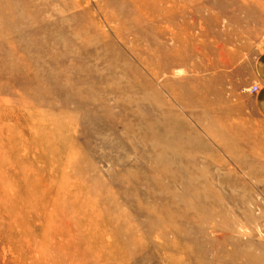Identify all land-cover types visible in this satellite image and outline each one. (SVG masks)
I'll use <instances>...</instances> for the list:
<instances>
[{
    "label": "rangeland",
    "instance_id": "1",
    "mask_svg": "<svg viewBox=\"0 0 264 264\" xmlns=\"http://www.w3.org/2000/svg\"><path fill=\"white\" fill-rule=\"evenodd\" d=\"M0 174V264H264V0H0Z\"/></svg>",
    "mask_w": 264,
    "mask_h": 264
},
{
    "label": "bare ground",
    "instance_id": "2",
    "mask_svg": "<svg viewBox=\"0 0 264 264\" xmlns=\"http://www.w3.org/2000/svg\"><path fill=\"white\" fill-rule=\"evenodd\" d=\"M137 2V1H136ZM139 3V2H138ZM142 40V39H141ZM11 60V59H10ZM159 102V101H158ZM161 103V102H160ZM61 116V115H60ZM37 124V123H36ZM30 126V125H29ZM28 126V127H29ZM37 127V126H36ZM30 128V127H29ZM28 128V129H29ZM45 128V127H44ZM38 129V128H37ZM34 130V129H33ZM42 131V130H41ZM45 130H43V133L45 134V132H44ZM40 133V132H39ZM34 135V134H33ZM42 135V134H41ZM5 136V135H4ZM7 137L8 136H6V139H7ZM42 138H43V136H42ZM39 139V138H38ZM41 139V138H40ZM3 140V139H2ZM42 140H44V139H42ZM19 141V140H18ZM17 141V142H18ZM39 141V140H38ZM4 142V141H3ZM29 144V143H28ZM45 144H46V142H45ZM44 144V145H45ZM23 145V144H22ZM157 145V144H156ZM21 146V145H20ZM157 147V146H156ZM2 148V147H1ZM15 148V147H14ZM18 148V147H17ZM22 148V147H21ZM31 148H33L32 146H31ZM45 148V147H44ZM47 148V147H46ZM12 148H10V150H11ZM23 149V148H22ZM21 149V150H22ZM8 152V151H7ZM21 153H23L22 151H21ZM21 153H20V155H21ZM48 153V152H47ZM19 154V153H18ZM34 154V153H33ZM5 155H7L6 153H5ZM47 155V154H46ZM10 157V156H9ZM20 157V156H19ZM17 158V157H16ZM16 158H15V160H16ZM37 158H38V156H37ZM17 159H20V158H17ZM20 160H22V159H20ZM17 161V160H16ZM13 164V163H12ZM40 164V163H39ZM8 165V164H7ZM28 165V164H27ZM27 167V166H26ZM23 168V167H22ZM30 168V167H29ZM43 168V167H42ZM25 169V168H24ZM27 169V168H26ZM31 169V168H30ZM29 169V170H30ZM66 170V169H65ZM15 172V171H14ZM6 173V172H5ZM16 174V173H15ZM17 174H19V173H17ZM16 174V175H17ZM1 175V174H0ZM67 175V174H66ZM5 176V175H4ZM46 176V175H45ZM55 176V175H54ZM64 176V175H63ZM72 176V175H71ZM70 176V177H71ZM168 176V175H167ZM72 177H75V176H72ZM58 178H59V176H58ZM135 178V177H134ZM9 179V178H8ZM72 179H74V178H72ZM10 180H12V179H10ZM5 181V180H4ZM7 181V180H6ZM76 181V180H75ZM77 181H79V180H77ZM53 182V181H52ZM22 183V182H21ZM44 183V182H43ZM63 183V182H62ZM81 183V182H80ZM11 184H12V181H11ZM49 184H51V183H49ZM13 185V184H12ZM15 185V184H14ZM26 185V184H25ZM3 186H4V184H3ZM21 186H24V185H21ZM83 186V185H82ZM62 187V186H61ZM80 187V186H79ZM19 188V187H18ZM24 188V187H23ZM37 188H39V187H37ZM4 189V188H3ZM21 190V189H20ZM59 190H60V187H59ZM12 191V190H11ZM35 191V190H34ZM57 191V190H56ZM36 192V191H35ZM63 192V191H62ZM30 193V192H29ZM56 193V192H55ZM60 193V192H59ZM20 194V193H19ZM72 194V193H71ZM87 194V193H86ZM1 195H2V192H1V194H0V197H1ZM16 195H17V193H16ZM14 196V195H13ZM71 196V195H70ZM16 197V196H15ZM21 197V196H20ZM86 197V196H85ZM17 198V197H16ZM19 198V197H18ZM36 198V197H35ZM40 198V197H39ZM49 198V197H48ZM47 198V199H48ZM55 198V197H54ZM65 198V197H64ZM0 199H2V197L0 198ZM21 199V198H20ZM23 199V198H22ZM25 199V198H24ZM66 199V198H65ZM84 199V198H83ZM62 200H64V199H62ZM90 200H91V198H90ZM15 201H16V199H15ZM26 201H28L27 199H26ZM49 201V200H48ZM5 202V201H4ZM7 202V201H6ZM5 202V203H6ZM28 202H30V201H28ZM46 202V201H45ZM18 203V202H17ZM2 204V203H1ZM28 204H30V203H28ZM3 205V204H2ZM6 205V204H5ZM47 205V204H46ZM21 207V206H20ZM28 207H29V205H28ZM31 207V206H30ZM58 207V206H57ZM10 208V207H9ZM32 208V207H31ZM50 208V207H49ZM95 208V207H94ZM2 209V208H1ZM28 209H30V208H28ZM27 209V210H28ZM3 210V209H2ZM12 210V209H11ZM1 211V210H0ZM13 211V210H12ZM50 211V210H49ZM8 212V211H7ZM18 212H20V211H18ZM11 213V212H10ZM54 213V212H53ZM20 214H22L21 212H20ZM47 214V213H46ZM22 215H24V214H22ZM13 216V215H12ZM25 216V215H24ZM24 216H22V217H24ZM77 216H78V214H77ZM81 216V215H80ZM15 217H16V215H15ZM58 217V216H57ZM48 218H49V216H48ZM65 218V217H64ZM28 219V218H27ZM5 220V219H4ZM13 219L11 218V221H12ZM26 220V219H25ZM33 220V219H32ZM73 220V219H72ZM24 221V220H23ZM51 221V220H50ZM18 222V221H17ZM16 222V223H17ZM27 222V221H26ZM40 222V221H39ZM38 222V223H39ZM45 222H46V220H45ZM34 223V222H33ZM26 224V223H25ZM61 224V223H60ZM27 225V224H26ZM33 226V225H32ZM35 226V225H34ZM40 227H42V225L40 226ZM44 227V226H43ZM42 227V228H43ZM16 228V227H15ZM70 229V228H69ZM121 229V228H120ZM26 230V229H25ZM28 230H29V228H28ZM34 230H36V228L34 229ZM122 230H124V228L122 229ZM33 231V230H32ZM42 231V230H41ZM14 232V231H13ZM12 232V233H13ZM19 232H21V231H19ZM34 232V231H33ZM9 233V232H8ZM10 234V233H9ZM24 234H25V232H24ZM34 236H35V233L33 234ZM48 235V234H47ZM15 236V235H14ZM39 236H42V235H39ZM23 238V237H22ZM33 239V238H32ZM20 240V239H19ZM27 240H29L28 238H27Z\"/></svg>",
    "mask_w": 264,
    "mask_h": 264
}]
</instances>
